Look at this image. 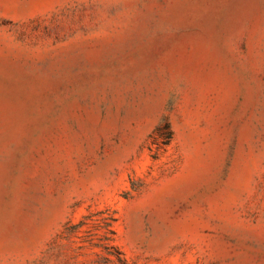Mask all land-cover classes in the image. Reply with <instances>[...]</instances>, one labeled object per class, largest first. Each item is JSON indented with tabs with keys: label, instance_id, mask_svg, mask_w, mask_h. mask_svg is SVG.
<instances>
[{
	"label": "rangeland",
	"instance_id": "1",
	"mask_svg": "<svg viewBox=\"0 0 264 264\" xmlns=\"http://www.w3.org/2000/svg\"><path fill=\"white\" fill-rule=\"evenodd\" d=\"M0 264H264V0H0Z\"/></svg>",
	"mask_w": 264,
	"mask_h": 264
},
{
	"label": "trees",
	"instance_id": "2",
	"mask_svg": "<svg viewBox=\"0 0 264 264\" xmlns=\"http://www.w3.org/2000/svg\"><path fill=\"white\" fill-rule=\"evenodd\" d=\"M165 129L168 131L167 133H168V138H171V131H170V129H169V126H168V124H166L165 125Z\"/></svg>",
	"mask_w": 264,
	"mask_h": 264
}]
</instances>
